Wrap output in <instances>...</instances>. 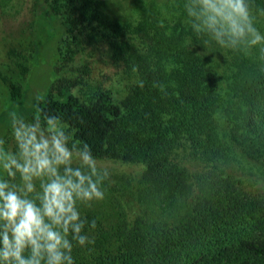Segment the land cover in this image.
Returning a JSON list of instances; mask_svg holds the SVG:
<instances>
[{
  "label": "trees",
  "instance_id": "obj_1",
  "mask_svg": "<svg viewBox=\"0 0 264 264\" xmlns=\"http://www.w3.org/2000/svg\"><path fill=\"white\" fill-rule=\"evenodd\" d=\"M39 1L46 4V21L59 30L58 77L36 106L67 123L73 139L87 143L97 160L137 167L127 176L129 203L115 218L90 207L80 210L94 243H74L75 264H264V55L259 48L244 54L218 45L224 54L213 57L214 41L183 24L184 8L174 25L151 10L125 29L141 40V49L129 54L128 42L113 45L117 60H127L137 75L117 105L108 91L89 97L75 92L92 85L101 70L91 48L79 45L91 40L82 39L89 24L101 20V0ZM253 8L256 27L264 33L259 12L264 0H253ZM8 56L15 62L14 50ZM14 64L8 71L15 67L25 79L30 67L21 60ZM9 78L0 72L5 84ZM9 90L13 100L24 95L21 83ZM33 110L32 119L41 114ZM237 155L262 174H241ZM148 202L162 217L135 206Z\"/></svg>",
  "mask_w": 264,
  "mask_h": 264
},
{
  "label": "clouds",
  "instance_id": "obj_2",
  "mask_svg": "<svg viewBox=\"0 0 264 264\" xmlns=\"http://www.w3.org/2000/svg\"><path fill=\"white\" fill-rule=\"evenodd\" d=\"M183 8L196 34L224 49L259 48L264 55L253 0H184ZM35 107L41 114L33 119L8 112L14 147L0 138V264H75L74 243H94L80 206L105 198L110 173L67 123Z\"/></svg>",
  "mask_w": 264,
  "mask_h": 264
},
{
  "label": "rangeland",
  "instance_id": "obj_3",
  "mask_svg": "<svg viewBox=\"0 0 264 264\" xmlns=\"http://www.w3.org/2000/svg\"><path fill=\"white\" fill-rule=\"evenodd\" d=\"M183 4L184 0H101V20L89 24L87 35L82 39L91 40H83L79 44L91 48V53L98 60L101 70L92 78V85H84L75 92L80 91L89 97L101 89L110 92L115 103L120 104L137 75L127 60H117L113 45L128 42L131 47L129 54L137 47L141 49V40L125 31L126 27L130 24L137 25L150 15L151 10L163 23L174 25L181 18ZM46 8L44 2L37 0H0V72L4 76H10L6 84L0 79V138L4 139L9 147H14V141L8 112L16 110L32 119L30 117L34 115L33 109L37 102L46 97L49 87L58 77L54 67L59 30L53 23L46 21ZM183 24H188L187 20ZM90 43L92 46H89ZM210 46L213 57L223 56L224 53L218 51L219 47L215 42ZM10 50L17 54L15 62L9 59ZM217 51V54H213ZM19 60L30 67L25 79H22L21 72L15 67L9 71L7 69L8 64L14 66ZM18 83L23 84L24 95L13 100L9 89ZM37 96L40 97L39 101L36 100ZM97 161L110 173V179L104 184L105 198L93 202L91 206L81 205L80 210L90 207L101 215L115 218L129 203L127 176L135 173L137 167ZM235 165L241 174L259 176L263 172L259 166L240 155L236 156ZM154 204L136 203L135 206L152 218L162 217V211H158V206ZM130 207L136 212V207Z\"/></svg>",
  "mask_w": 264,
  "mask_h": 264
}]
</instances>
